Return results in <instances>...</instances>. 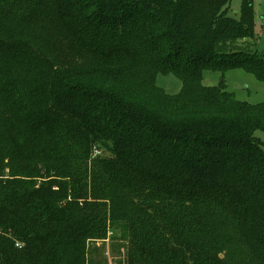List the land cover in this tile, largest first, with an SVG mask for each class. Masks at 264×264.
I'll return each mask as SVG.
<instances>
[{
    "label": "trees",
    "instance_id": "obj_1",
    "mask_svg": "<svg viewBox=\"0 0 264 264\" xmlns=\"http://www.w3.org/2000/svg\"><path fill=\"white\" fill-rule=\"evenodd\" d=\"M229 2L0 0V264H95L109 229L119 264H264V102L202 81L264 82Z\"/></svg>",
    "mask_w": 264,
    "mask_h": 264
},
{
    "label": "rangeland",
    "instance_id": "obj_2",
    "mask_svg": "<svg viewBox=\"0 0 264 264\" xmlns=\"http://www.w3.org/2000/svg\"><path fill=\"white\" fill-rule=\"evenodd\" d=\"M254 9V29L257 33L255 44L244 49L264 50V0H252ZM240 0H230L227 9L229 16L238 17ZM229 62L217 63L215 69L203 71V83L205 85H215L222 78L226 84V88L232 91L236 98L248 102H264V82L256 79V77L241 67H229ZM156 83L168 92H176L181 82L178 78L171 74H160L156 79ZM264 139V134L258 132ZM114 233L108 230L105 242H98V249L94 253L95 264H119L118 260L122 256L116 253L112 247L110 236ZM94 245V244H90Z\"/></svg>",
    "mask_w": 264,
    "mask_h": 264
},
{
    "label": "built area",
    "instance_id": "obj_3",
    "mask_svg": "<svg viewBox=\"0 0 264 264\" xmlns=\"http://www.w3.org/2000/svg\"><path fill=\"white\" fill-rule=\"evenodd\" d=\"M16 245H18V243H16ZM19 246V245H18Z\"/></svg>",
    "mask_w": 264,
    "mask_h": 264
}]
</instances>
